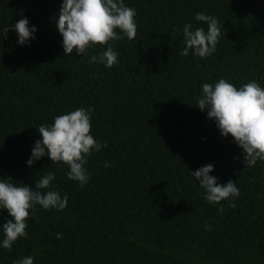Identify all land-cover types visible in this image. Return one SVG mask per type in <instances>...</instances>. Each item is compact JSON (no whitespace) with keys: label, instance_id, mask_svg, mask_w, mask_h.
Listing matches in <instances>:
<instances>
[{"label":"trees","instance_id":"16d2710c","mask_svg":"<svg viewBox=\"0 0 264 264\" xmlns=\"http://www.w3.org/2000/svg\"><path fill=\"white\" fill-rule=\"evenodd\" d=\"M61 2L0 0V178L34 188L52 171L69 198L63 211L30 213L27 237L0 249V264L29 255L34 264H264V163L245 166L242 149L194 104L201 85L220 78L264 87V0H125L137 33L111 42L119 52L112 68L63 54L52 19ZM199 12L221 25L207 59L180 55L178 29H207L194 21ZM21 18L37 28L30 46L4 33ZM79 107L93 109L92 135L107 142L89 157L83 188L47 157L26 166L36 128ZM209 163L218 183L240 189L235 207L221 202L222 214L190 175ZM6 219L0 212V224Z\"/></svg>","mask_w":264,"mask_h":264},{"label":"clouds","instance_id":"9594fccd","mask_svg":"<svg viewBox=\"0 0 264 264\" xmlns=\"http://www.w3.org/2000/svg\"><path fill=\"white\" fill-rule=\"evenodd\" d=\"M136 9L125 4V0H62L54 20L56 30L61 36L64 55L89 57L88 63L102 64L112 68L119 63V52L111 42L125 38L132 41L136 37ZM194 21L207 25L195 26L185 23L178 29L183 36L181 56L207 59L213 56L221 39V25L212 15L199 12ZM9 30L17 36L16 43L30 46L35 39L37 28L29 25L27 18L19 19L15 24H7ZM102 51L90 55V50L97 47ZM106 46V48L104 47ZM206 119L213 121L222 137H231L232 142L242 149L245 166L254 167L257 162L264 163V87L256 80H251L240 87L225 78L214 83H203L200 94L194 103ZM92 108L79 107L53 117L52 124H42L36 129L39 138L35 140L26 166L32 167L42 157H47L52 164L61 168L67 166L68 180L78 182L83 188L90 180L91 174L87 164L94 152L107 148V142L92 135ZM111 165L105 162L104 167ZM214 165L201 166L190 175L202 189L204 200L209 205H221L227 201L229 207H235L234 201L240 196V189L235 181L218 183V177L210 175ZM56 174L52 171L35 180L34 188L16 185L11 178H0V212L6 211L8 219L0 224V249L8 252L20 238L27 237V219L38 210L63 211L68 205V196L55 190ZM222 214L221 205L217 209ZM204 230L211 232V226L205 222ZM62 239L61 233L56 234ZM16 264H34L29 255Z\"/></svg>","mask_w":264,"mask_h":264}]
</instances>
